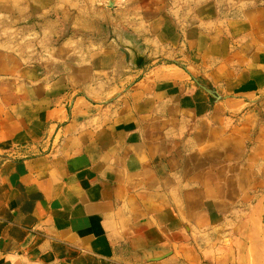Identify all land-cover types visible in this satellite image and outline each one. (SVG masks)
Instances as JSON below:
<instances>
[{
    "label": "crops",
    "instance_id": "obj_1",
    "mask_svg": "<svg viewBox=\"0 0 264 264\" xmlns=\"http://www.w3.org/2000/svg\"><path fill=\"white\" fill-rule=\"evenodd\" d=\"M0 264H264V0H0Z\"/></svg>",
    "mask_w": 264,
    "mask_h": 264
},
{
    "label": "trees",
    "instance_id": "obj_2",
    "mask_svg": "<svg viewBox=\"0 0 264 264\" xmlns=\"http://www.w3.org/2000/svg\"><path fill=\"white\" fill-rule=\"evenodd\" d=\"M149 63H151V62H146L145 64H149ZM157 64L159 65L161 63L159 62ZM150 67H151V65H150ZM192 79L195 81L196 85H199L200 88H202L207 93H209L210 94V97L213 96V95H215V94H217V91L215 90V88L213 86L207 84L204 80H201L200 78H195L193 76H192Z\"/></svg>",
    "mask_w": 264,
    "mask_h": 264
},
{
    "label": "rangeland",
    "instance_id": "obj_3",
    "mask_svg": "<svg viewBox=\"0 0 264 264\" xmlns=\"http://www.w3.org/2000/svg\"><path fill=\"white\" fill-rule=\"evenodd\" d=\"M164 60V59H163ZM162 58H159L158 60H155V66H157L158 64L157 63H163L162 61ZM144 64H143V66H144V69H146L147 67H149L150 68V63L149 64H145L146 63V61L145 62H143Z\"/></svg>",
    "mask_w": 264,
    "mask_h": 264
},
{
    "label": "water",
    "instance_id": "obj_4",
    "mask_svg": "<svg viewBox=\"0 0 264 264\" xmlns=\"http://www.w3.org/2000/svg\"><path fill=\"white\" fill-rule=\"evenodd\" d=\"M109 6L112 7L111 3L109 4ZM113 42L116 45V47L123 52V54L126 57V58H124V61L127 62L128 61L127 54L123 51V49H121V48L118 47V45L116 44V42L114 40H113Z\"/></svg>",
    "mask_w": 264,
    "mask_h": 264
}]
</instances>
